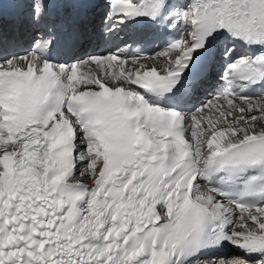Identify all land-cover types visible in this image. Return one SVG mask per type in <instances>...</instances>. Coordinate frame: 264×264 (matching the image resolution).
<instances>
[{"label":"snow or ice","instance_id":"snow-or-ice-1","mask_svg":"<svg viewBox=\"0 0 264 264\" xmlns=\"http://www.w3.org/2000/svg\"><path fill=\"white\" fill-rule=\"evenodd\" d=\"M0 264H264V0H0Z\"/></svg>","mask_w":264,"mask_h":264},{"label":"bare ground","instance_id":"bare-ground-1","mask_svg":"<svg viewBox=\"0 0 264 264\" xmlns=\"http://www.w3.org/2000/svg\"><path fill=\"white\" fill-rule=\"evenodd\" d=\"M234 251H235V249L232 252H234Z\"/></svg>","mask_w":264,"mask_h":264}]
</instances>
